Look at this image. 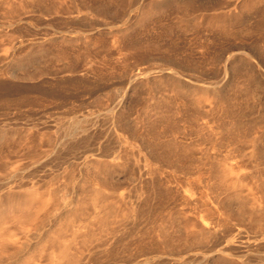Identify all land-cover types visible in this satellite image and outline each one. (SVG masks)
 Returning a JSON list of instances; mask_svg holds the SVG:
<instances>
[{
    "label": "rangeland",
    "instance_id": "374dc122",
    "mask_svg": "<svg viewBox=\"0 0 264 264\" xmlns=\"http://www.w3.org/2000/svg\"><path fill=\"white\" fill-rule=\"evenodd\" d=\"M0 264H264V0H0Z\"/></svg>",
    "mask_w": 264,
    "mask_h": 264
}]
</instances>
